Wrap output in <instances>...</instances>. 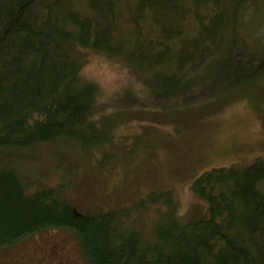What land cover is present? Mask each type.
<instances>
[{"label": "trees", "instance_id": "16d2710c", "mask_svg": "<svg viewBox=\"0 0 264 264\" xmlns=\"http://www.w3.org/2000/svg\"><path fill=\"white\" fill-rule=\"evenodd\" d=\"M70 44L118 60L132 86L103 97ZM263 76L264 0H0V157L90 149L108 140L110 110L191 108ZM29 186L0 167V252L60 230L83 264H264V157L195 178L207 216L185 222L172 190L91 214L62 188ZM158 204L153 235L128 222Z\"/></svg>", "mask_w": 264, "mask_h": 264}, {"label": "rangeland", "instance_id": "374dc122", "mask_svg": "<svg viewBox=\"0 0 264 264\" xmlns=\"http://www.w3.org/2000/svg\"><path fill=\"white\" fill-rule=\"evenodd\" d=\"M67 49L103 97L132 86L118 60L75 44ZM100 119L107 123L104 144L75 151L61 144L59 150L38 146L30 153L15 152V158L1 156L0 167L20 169L30 191L62 188L80 213L133 209L150 192L172 190L181 221L202 219L207 207L191 192L194 179L211 168H243L264 157V76L191 108L110 110ZM164 211L159 204L132 211L128 222L153 235ZM60 240L73 262L83 264L75 235L60 230L42 231L2 250L0 264H25L30 257L51 262L50 245Z\"/></svg>", "mask_w": 264, "mask_h": 264}, {"label": "flooded vegetation", "instance_id": "af4514ba", "mask_svg": "<svg viewBox=\"0 0 264 264\" xmlns=\"http://www.w3.org/2000/svg\"><path fill=\"white\" fill-rule=\"evenodd\" d=\"M48 254H53L50 260L51 262L44 263L42 260H38L36 258L30 257L27 262H24L25 264H78L77 262H73L70 256V252L68 248L66 247V244L63 242H56L53 245H50V250ZM50 257V258H51ZM55 259V261L53 260ZM11 264H22L20 262H12Z\"/></svg>", "mask_w": 264, "mask_h": 264}]
</instances>
